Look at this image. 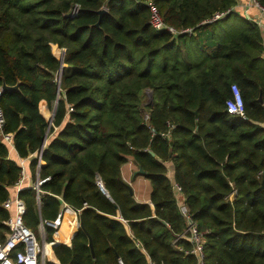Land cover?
Wrapping results in <instances>:
<instances>
[{"label":"trees","instance_id":"trees-1","mask_svg":"<svg viewBox=\"0 0 264 264\" xmlns=\"http://www.w3.org/2000/svg\"><path fill=\"white\" fill-rule=\"evenodd\" d=\"M146 1L0 0V87L17 85L1 90L3 131L19 157L29 156L32 176L34 153L57 127L40 151L38 176L48 179L39 209L33 188L17 193L23 223L36 233L62 202L77 210L82 227L69 245H52L57 263L44 264H196L187 240L172 242L185 226L179 202L203 233L202 264H264L259 27L235 11L209 21L236 0H152L166 24L191 28L173 36L150 27ZM52 45L64 48L61 61ZM231 83L244 118L225 111ZM41 100L49 109L56 100L51 125ZM7 150L0 138V240L12 212L2 202L20 171ZM127 156L150 183L147 202L121 178ZM44 228L49 241L52 228Z\"/></svg>","mask_w":264,"mask_h":264},{"label":"built area","instance_id":"built-area-1","mask_svg":"<svg viewBox=\"0 0 264 264\" xmlns=\"http://www.w3.org/2000/svg\"><path fill=\"white\" fill-rule=\"evenodd\" d=\"M251 2L257 6L260 11L264 14V8L260 6L256 0H251ZM148 10V23L153 30L164 29L168 31L171 35L176 36L180 33H190L191 28H179L176 29L172 25L166 24L158 9L156 4L152 0H147L145 2ZM77 6L75 5L71 12H75ZM234 11L233 6L229 7L222 11L215 12L212 17L209 19H217L227 12ZM247 20L255 22L260 26L259 19H249V17H244ZM229 95L224 100L225 111L227 113L237 115L244 118V107L241 99V95L238 87L235 83H231L229 87ZM1 94V87H0ZM4 117L2 114V109L0 105V138L8 145L12 146V133L3 131ZM43 146V143H42ZM13 147V146H12ZM35 154V153H34ZM25 158V157H24ZM23 157L19 158L18 165L20 167L19 175L13 185L11 186L13 195H8L2 202V206L8 209H11V214L4 219L2 222L6 227L4 233V239L0 240V264H44L45 261L57 263L55 256L52 253V245L62 243L69 245L70 239L73 236L74 232L77 230V210H74L66 203L61 204L60 209L56 213V216L52 220H42L40 219L37 224V229L39 234L33 232V230L27 227L23 223V213L25 211L24 201L18 196V191L23 187H31L36 193V206L39 209V185L48 179V177L39 178L38 169L42 160L40 154L36 157L37 161L35 164L34 179L28 186H23V181L26 178V174L23 168ZM99 188L101 185L99 180L96 181ZM173 192L177 195L180 191V187L177 184L172 186ZM233 192V191H232ZM178 211L185 221L184 228L177 234H175L172 242L178 239H185L190 243V248L185 249V252L192 253L195 257L196 264H202L203 260V249L202 245L204 242L203 233L198 230L196 222L191 218L190 213L184 203L177 202ZM69 212L70 218L65 219V214ZM44 225H47L52 228L51 239L46 241V232ZM68 231V236L66 239L58 238V232L61 226ZM37 236L40 237V240H37ZM47 245L52 257L44 252L43 246ZM118 264H122L118 260ZM147 264H152L150 260L147 261Z\"/></svg>","mask_w":264,"mask_h":264},{"label":"crops","instance_id":"crops-1","mask_svg":"<svg viewBox=\"0 0 264 264\" xmlns=\"http://www.w3.org/2000/svg\"><path fill=\"white\" fill-rule=\"evenodd\" d=\"M233 10L242 17H249V19L251 20L255 18L260 20V26L258 27L261 33L262 46H263L262 56H264V14L260 11V9L257 6H255L251 2V0H236V3L233 5ZM40 105H42L45 109L44 110L45 114H44L39 108V111L42 114V116L44 118L49 117L53 106L49 109L43 100L41 101ZM48 125H51V122L50 124L48 123ZM56 129L57 127L53 126L51 131L45 133L44 136L45 141L49 135L55 132ZM45 141L43 142V145L45 144ZM7 155L10 159L16 161V163L18 164L20 157L17 155L16 151L12 146H8ZM28 157H25L22 161L23 168L26 174V178L23 181V186H28L35 177L32 176L30 168L28 166ZM166 165H167V176L169 178H172V170H171L172 168L170 162H166ZM136 167L137 165L133 161L132 157L127 156L126 162H124L120 166L121 178L126 184L130 186V188L132 189V195L136 200L147 202L149 200V192L151 188L150 183L148 179L145 178L142 174L133 175V171L136 169ZM10 195H13V191L12 194Z\"/></svg>","mask_w":264,"mask_h":264},{"label":"water","instance_id":"water-1","mask_svg":"<svg viewBox=\"0 0 264 264\" xmlns=\"http://www.w3.org/2000/svg\"><path fill=\"white\" fill-rule=\"evenodd\" d=\"M103 12H105V9H103V8H102V9H99V10L97 11L98 16H100ZM95 25H98V20L95 22ZM53 46H54V45H53ZM54 47H55V46H54ZM63 52H64V48H61L60 51H59V56H58V59H59L60 61L62 60ZM60 70H61V65H60V67L58 68V70H57V72H56V76H55V82H56L57 85L59 84ZM16 87H17L16 84L10 87V86H7V85H5L4 83H2V85H1V90H5V89H7V88H16ZM258 100L261 102V97H260V96H258ZM41 101H42V100H41ZM41 101L39 102V108H40ZM55 104H56V100H55V102H54V105H53L52 111H51V113H50V116L47 117V118H45V119L48 121L49 124H50V122H51V119L53 118L54 109H55ZM44 141H45V139L43 138L42 143H43ZM41 148H42V144H41V146L37 149V151L35 152V156H36V157L40 154ZM150 153L152 154L151 151H150ZM143 173H144V170H143L139 165H137L136 169L133 171V175H136V174H143ZM98 180H99V179H98ZM99 182H100V180H99ZM100 185H101V190H102L104 193H106L105 190H104V188H103V186H102V184H101V182H100ZM127 190H128V193H129V194H132V189L130 188V186H129L128 184H127ZM106 195H107V194H106ZM77 227H82V224H81V222H80L79 220L77 221ZM88 246H89V248H90L91 254L93 255L92 245H91V241H90V239H88Z\"/></svg>","mask_w":264,"mask_h":264},{"label":"bare ground","instance_id":"bare-ground-1","mask_svg":"<svg viewBox=\"0 0 264 264\" xmlns=\"http://www.w3.org/2000/svg\"><path fill=\"white\" fill-rule=\"evenodd\" d=\"M54 48L56 49V52H59V50H58L56 47H54ZM41 106H42V105H41ZM44 110H45V109H44V107L42 106L41 111L45 114V111H44ZM46 116H47V115H46ZM70 217H71V216H70V213L67 212V213L65 214V219L68 220ZM63 227H64V226L62 225L61 228H60V230H59V232H58V238H60V239H66L67 236H68V231H66ZM43 249H44V252H45L46 254H48L50 257H52V254H51V252H50V250H49V248H48L47 245H44V246H43Z\"/></svg>","mask_w":264,"mask_h":264},{"label":"rangeland","instance_id":"rangeland-1","mask_svg":"<svg viewBox=\"0 0 264 264\" xmlns=\"http://www.w3.org/2000/svg\"><path fill=\"white\" fill-rule=\"evenodd\" d=\"M229 32V31H228ZM201 36H202V34H201ZM214 41V40H213ZM207 44L210 46V48H212V46H213V42H212V40L211 41H208L207 42ZM57 48V47H56ZM59 51H60V49L59 48H57ZM52 51L56 54V55H58L57 54V52H56V49L54 48V46L52 45ZM59 53V52H58ZM146 96H144L143 98H142V101H143V103H145L146 101H147V99L149 98V94H150V92H146ZM40 109H42V106L40 105ZM37 229V228H36ZM36 233L37 234H39V232H38V230H36ZM36 237H37V240L39 241L40 240V237L39 236H37L36 235Z\"/></svg>","mask_w":264,"mask_h":264}]
</instances>
